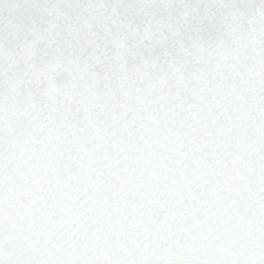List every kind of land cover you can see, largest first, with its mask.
Wrapping results in <instances>:
<instances>
[{"label": "snow or ice", "instance_id": "snow-or-ice-1", "mask_svg": "<svg viewBox=\"0 0 264 264\" xmlns=\"http://www.w3.org/2000/svg\"><path fill=\"white\" fill-rule=\"evenodd\" d=\"M0 264H264V0H0Z\"/></svg>", "mask_w": 264, "mask_h": 264}]
</instances>
